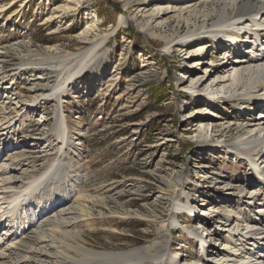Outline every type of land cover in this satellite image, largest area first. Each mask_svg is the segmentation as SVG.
I'll return each instance as SVG.
<instances>
[{"label": "rangeland", "instance_id": "374dc122", "mask_svg": "<svg viewBox=\"0 0 264 264\" xmlns=\"http://www.w3.org/2000/svg\"><path fill=\"white\" fill-rule=\"evenodd\" d=\"M20 1L0 15V74L7 77L0 90V118L4 117L8 126L0 138H38L42 148L50 144L54 150L39 163L45 169L60 155L61 145L49 130L54 127L57 113L63 117L61 123L72 142L62 147L72 160L73 173L82 177L76 197L83 195L86 201L98 202L92 212V228L83 229L81 234L88 247L123 251L167 240V261L177 254L180 259L177 264L202 260L203 249L197 238L171 225L167 228L171 229L169 233L160 229L167 218L177 217L181 225L198 228L197 237L207 239L209 235L216 249L232 254L227 258L219 255L220 261L263 264L255 255L261 242L241 243L238 236L221 227L227 219H231L229 228L233 231L251 227L246 219L264 218V207L260 213L255 214L256 208L249 214L243 201L235 199L222 204L218 196L225 197L231 192L237 196V192L228 188L243 186L259 192L262 195L259 203L263 204L264 173L256 175L258 181L251 184L249 167H238L245 163L243 157L229 148L217 153L214 144L234 140L246 123L260 118V110L247 113L243 120L236 119L243 105L229 102L230 93L212 92L214 84L210 78L216 76L215 68L223 65L224 58L216 55L219 46L213 37L207 36L199 43L207 53L205 60L195 53L190 55L192 49L188 50L181 38L178 51L172 52L177 42L164 50L178 28L182 27L181 35L185 34L191 27V19L214 13L213 10L204 3L194 8L187 3L175 5L171 0H155L151 5L147 0H75L71 12L47 26L43 19L51 12L61 14V7H71L73 0H55L53 5H49L51 0H32L25 6ZM10 14L14 15L8 19ZM169 21L171 24L166 26ZM87 25L97 31L86 42L78 36ZM101 37L109 44L95 51L99 64L77 79L74 86L66 88L59 105L51 96L39 98L35 105L26 103L27 89L34 84L29 68L42 67L47 72L53 69V63L26 65L29 56L37 59L46 51L71 56L64 62L65 70L59 77L46 74L54 89L67 72L78 67L79 58L95 46L91 39ZM197 61H204V65H197ZM227 78L228 74L223 73L218 79ZM104 79L112 91L99 93V81ZM12 87L17 89L5 90ZM263 93V89L258 92ZM211 96L225 100L214 104ZM198 108H203L207 117L203 122L196 121L192 131L190 121L196 118ZM230 124H234L233 131L227 134L224 130ZM41 134H47V138L40 139ZM201 140L209 144L208 149L197 146ZM263 153L256 152L261 167ZM176 178L180 181L175 194H171L167 184ZM177 198H182L185 207L182 212L175 209ZM0 207L4 211L7 205ZM198 217L214 222L203 230ZM4 221L5 217L0 224V238L14 225L8 224L10 218Z\"/></svg>", "mask_w": 264, "mask_h": 264}, {"label": "bare ground", "instance_id": "6f19581e", "mask_svg": "<svg viewBox=\"0 0 264 264\" xmlns=\"http://www.w3.org/2000/svg\"><path fill=\"white\" fill-rule=\"evenodd\" d=\"M17 1L0 0V15H4L5 12L11 10ZM21 1L22 5L25 6L32 0ZM147 1L151 2L150 5L155 2V0ZM163 1L161 0L160 2ZM171 1L175 5L187 3L194 8L204 3L214 13L206 14V16H196L195 19H191V27L185 34L181 35L182 27L178 28L175 31V37L169 40L164 50L168 51L169 45L177 42L172 50V52H176L180 48L179 44L185 43L188 50L192 49L189 52L192 53L190 55L195 53L202 60H205L207 53L203 51L199 43L204 41L207 36H210L211 39L213 37L214 43L219 46L216 55H224V58L223 65L215 68L214 74L216 76L210 78L211 83L214 84L213 89H215H212V92L218 94L230 93L232 95L228 99L226 98L229 102H238V104L243 105L244 109L237 113L236 119L241 118L243 120L249 113L260 110V118L246 123L239 130L234 140L225 143H214L216 148H218L216 150L217 153L223 152L222 149L229 148L234 154L243 157L245 163H238V167L241 169H244L245 166L249 167L250 183L254 184L258 181L256 175L261 176L264 173V168H262L264 167V161L261 162L263 164L261 167L259 159L256 158V152H264V93L263 95L258 94L261 89L264 91V44L259 42V38L264 39V0H236V2L230 0ZM54 3L55 0H51L49 5ZM76 3L73 0L71 7H61V14L59 12H51L50 16H46L43 19V24L52 25L55 20L63 18L62 15L71 12L75 8ZM187 13L185 12L184 14L186 15ZM13 15L10 14L8 19L12 18ZM37 15L42 16L41 14ZM169 24H171L170 21L167 22L166 26ZM162 28L158 29L162 30ZM94 30L87 25L78 37L80 40L87 42ZM180 38L182 39L181 43L178 41ZM225 38L231 40V43L223 41ZM91 41L95 46L88 50L85 56L79 58L78 67L73 72H67L62 82L55 84L54 89L49 85L50 81L46 76L54 74L59 77L64 69V62L71 56L69 54L56 55L52 51H46L43 56L39 55L37 59L32 58V55L29 56L25 61L26 65L53 63V66H51L53 69L47 72L42 67L29 68L28 74L34 77V84L27 89L29 95L27 99L29 101H26V103L35 105L39 98L46 96L49 98L51 96L59 105L60 99L64 98L62 95L67 92L66 88L74 86L77 79L89 73L94 65L99 64L100 60L95 57V51L103 44L104 46L109 44L103 37L98 40L92 38ZM86 42L81 43L85 44ZM228 48H231V52ZM196 63L197 65H204V61H197ZM58 68L60 69L58 70ZM223 73L228 74V78L219 80V75ZM6 79L7 77L3 73L0 74V90L3 89V84H6ZM99 82L100 85L97 87L99 93L112 91L111 86L105 79ZM87 87L86 89L91 91V87ZM15 89L17 88L13 89L12 87V89L5 90L14 92ZM194 97L198 96L195 95ZM211 100L215 104L224 102L225 99L212 97ZM197 111L195 114L196 118L190 121L193 125L192 131L197 126L196 121L203 122L205 120L204 117H207L203 108L202 110L198 108ZM62 118L57 113L54 127L49 130L50 134H54L56 140H58L57 143L61 145V148H59L60 155L45 169L39 163L48 152L54 150L50 144L42 148L38 138L31 140L28 138L21 140H9L7 137L0 138V146H3L0 150L4 151L0 153V206L4 203L7 205L4 211L0 207V224L3 221V217H5V221L10 218L11 221H8V224L14 223L12 230L5 234L3 238H0V264H177L178 254L172 260L167 261L166 259L168 252L167 240L123 251H99L88 247L86 240L81 237V234L84 231L83 229L92 228L90 225L92 212L98 202H91L89 199L86 201L84 200L86 196L83 195L76 197V192L81 189L79 185L82 182V177L79 173H73L72 160L68 159L62 147L72 142V138H69L66 133V126L61 123ZM4 121L5 118L1 117L0 137L2 132L8 129V126H5L7 121ZM233 125L230 124L224 130L225 133L231 134ZM41 135L40 139L47 138V134ZM197 144L200 148L208 149L207 146L209 144H206L205 141L201 140L200 143L198 141ZM261 158L264 159V153ZM179 181V178H176L167 184L171 194H175V186ZM261 182L264 187V179L261 178ZM263 187L261 186L262 190ZM228 189L230 191L234 190L238 195L234 196V193L231 192L227 193L225 197L218 196L220 203L227 204L235 199H237V202L243 201L249 214L254 212L256 208L258 209L255 214L260 213V209L264 207V203H259L260 196H262L259 192L251 191L248 187L245 188L243 186H230ZM174 203L178 212H182L185 208L182 198L174 199ZM187 211L192 213L191 209ZM197 219H200L199 225L203 226V230L214 222L213 219L208 220L201 217ZM167 220L166 224H161V230L169 233L171 230H167L169 225L177 229L183 228L193 238H197V241H200L201 249H203L202 260H195L192 264H228L220 261L219 255H224L223 257L226 256L227 258L232 254L216 249L213 246L212 237L208 238L209 235H207V239L206 237H197L198 228L181 225L177 217L175 219L170 217ZM246 220L252 224L251 227L247 225L244 229L237 230L235 228L233 231V229L229 228L232 221L227 219L221 228H228L227 231L233 232L235 237L238 236V241L241 243L242 240H244V244L247 243L249 245L251 244L250 242L253 245L258 241L261 242V244L258 243L261 247L256 249L258 251L255 255L258 256L257 261L259 260L260 263L264 264V218ZM250 263L251 261H247L243 264Z\"/></svg>", "mask_w": 264, "mask_h": 264}]
</instances>
